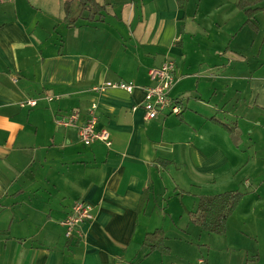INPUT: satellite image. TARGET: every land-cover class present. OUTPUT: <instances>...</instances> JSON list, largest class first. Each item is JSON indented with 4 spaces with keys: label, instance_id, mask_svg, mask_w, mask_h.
Masks as SVG:
<instances>
[{
    "label": "crops",
    "instance_id": "1",
    "mask_svg": "<svg viewBox=\"0 0 264 264\" xmlns=\"http://www.w3.org/2000/svg\"><path fill=\"white\" fill-rule=\"evenodd\" d=\"M95 1L105 9L94 20L73 1L69 26L65 0H0L4 264H142L171 189L180 198L185 185L201 188L217 168L236 163L237 151L264 157V64L255 69L244 49H231L236 35L227 47L214 44L204 0H187L185 9L179 0ZM167 58L176 62L171 95L183 113L148 121L149 70ZM118 83L136 89L93 90ZM28 100L38 105L23 108ZM93 104L110 149L85 146L76 129L57 125L74 111L84 120ZM213 118L241 129L244 152ZM79 200L94 206L95 221L84 240L67 239L61 223ZM255 219L258 234L250 236L262 245L264 221ZM254 257L264 264V247Z\"/></svg>",
    "mask_w": 264,
    "mask_h": 264
},
{
    "label": "rangeland",
    "instance_id": "2",
    "mask_svg": "<svg viewBox=\"0 0 264 264\" xmlns=\"http://www.w3.org/2000/svg\"><path fill=\"white\" fill-rule=\"evenodd\" d=\"M237 2V0H204L203 13L210 14L211 31L216 28L212 32V39L215 45L222 44L227 47L230 44L227 41V36L236 35L234 40L230 39L233 41L231 49H244L248 57H251L252 67L261 68L264 64V49H261L264 39V13H259L256 16L257 26L260 28L259 34V31L243 26L246 16L237 7ZM260 7H264V3ZM231 31L234 33L229 35ZM252 37L256 40L253 50L252 47L251 49L246 48V41ZM228 121L232 123L233 119H228ZM234 127V125L231 126V128ZM246 130L248 136L250 130ZM233 144L235 148L239 149L242 141L240 144ZM261 144L264 146V137ZM242 148L244 146L241 147V150H243ZM258 149L260 148L258 147ZM255 152L245 151L244 155H241L237 151L236 163L234 161L232 165L217 168L214 177L207 178L208 180L202 183L201 188L199 186L190 188L185 185L184 188L187 191L180 190L179 193L183 194L180 198L173 196L175 191L171 189L170 195L166 197L165 203L160 208V213L165 212L166 214H159L158 218L160 229L165 226L163 232L167 238L166 245L171 249L170 253L163 254L155 251L151 256L144 258L141 263L258 264V261L254 262L256 259L254 255L264 247V242L260 245L258 239L255 240L250 235L258 234V231L254 230L255 218L259 217L264 221V157L261 155L258 161L248 160L251 158L249 154L253 156ZM230 191L239 192L244 197L229 219L226 233H208L192 221L200 197L219 195ZM166 203H168L167 206L169 205L167 208L165 207ZM180 210L182 211L179 212ZM163 215L166 218L164 225ZM246 232H248L247 235ZM5 255L6 253L0 247V264H4Z\"/></svg>",
    "mask_w": 264,
    "mask_h": 264
},
{
    "label": "built area",
    "instance_id": "3",
    "mask_svg": "<svg viewBox=\"0 0 264 264\" xmlns=\"http://www.w3.org/2000/svg\"><path fill=\"white\" fill-rule=\"evenodd\" d=\"M149 77L152 85L144 88L145 98L143 109L145 110V119L155 120L161 116H180L183 113L182 102L172 97V91L177 83L176 62L167 58L160 67L151 68ZM121 89L128 93H133L136 87L131 83H118L112 86L95 87L93 90L97 93H104L107 89ZM47 100L52 102L53 97ZM38 105L37 100H28L21 103V106L34 108ZM97 104H93L87 112L84 120H81V113L74 111L68 117L57 120V125L62 128L76 129L79 133L80 141L85 146H92L96 143H102L107 148L113 146V140L108 130L98 129ZM95 221L94 206L90 203L77 201L68 216L62 221L61 225L65 229L67 239L77 238L85 239V226L93 224Z\"/></svg>",
    "mask_w": 264,
    "mask_h": 264
},
{
    "label": "trees",
    "instance_id": "4",
    "mask_svg": "<svg viewBox=\"0 0 264 264\" xmlns=\"http://www.w3.org/2000/svg\"><path fill=\"white\" fill-rule=\"evenodd\" d=\"M65 21L72 24L71 18L73 16L72 2L78 1L81 11L89 13V20H94L96 17L102 14V10L105 7L99 5L95 0H65ZM181 3V8L185 9L184 2L187 0H179ZM264 3V0H239L238 8L242 11L247 20L245 25L251 26L255 31L258 27L255 24L256 16L259 13H264V7H260ZM216 123L220 124L225 128L235 144H240L241 142V129L237 126L231 128L215 118L212 119ZM244 197L243 194L239 192H225L223 194L214 196H203L199 198L197 205V211L193 215L192 221L197 224L202 230L213 233V234H224L227 231L228 221L235 212L240 201ZM167 238L164 235L162 229L155 230L146 237V242L149 244L151 253L159 251L163 254H169L170 248L166 245Z\"/></svg>",
    "mask_w": 264,
    "mask_h": 264
}]
</instances>
